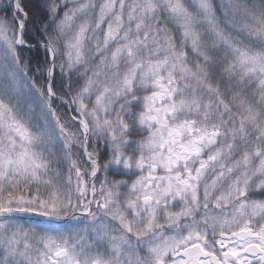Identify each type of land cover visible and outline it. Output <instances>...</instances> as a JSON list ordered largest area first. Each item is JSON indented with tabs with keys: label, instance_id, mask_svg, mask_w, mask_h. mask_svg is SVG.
Returning a JSON list of instances; mask_svg holds the SVG:
<instances>
[{
	"label": "snow or ice",
	"instance_id": "6c2138e0",
	"mask_svg": "<svg viewBox=\"0 0 264 264\" xmlns=\"http://www.w3.org/2000/svg\"><path fill=\"white\" fill-rule=\"evenodd\" d=\"M0 264H264V0H0Z\"/></svg>",
	"mask_w": 264,
	"mask_h": 264
}]
</instances>
